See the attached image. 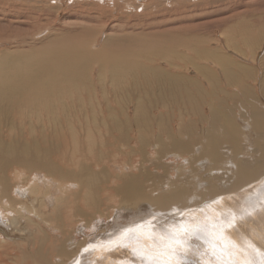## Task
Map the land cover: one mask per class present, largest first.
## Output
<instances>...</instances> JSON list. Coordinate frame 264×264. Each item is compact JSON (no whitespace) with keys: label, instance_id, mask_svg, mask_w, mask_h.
<instances>
[{"label":"rangeland","instance_id":"rangeland-1","mask_svg":"<svg viewBox=\"0 0 264 264\" xmlns=\"http://www.w3.org/2000/svg\"><path fill=\"white\" fill-rule=\"evenodd\" d=\"M131 1L133 3L123 8L117 6L118 0H0V58L3 60L15 64L51 43L62 42L83 55L94 56L93 60L76 65L68 87H63L62 93L55 95L45 109L28 108L18 117L9 102L0 100V109L6 113L0 116V187L15 182L14 187L9 186V193H13L18 182L28 188L31 182L27 183L28 174L19 179L15 177L23 171L19 168L22 165H43L44 170L53 174L74 176L81 181L92 177L93 188L97 186V189L107 186L109 179V187H117L118 199L123 200H118L119 205L116 201L117 207L111 209L113 236H120V232L130 235L135 230L139 233V229L148 230L149 234L153 231L158 234L159 245L155 242L158 252L167 254L169 252L163 250L172 248L168 243L178 239L175 236L170 243L167 234L172 232L174 236L173 233L180 230L187 233L179 231L184 239H197V244L192 241L197 246L204 237L202 242L206 245L232 240L231 244L237 243L243 252L240 264H264V218H261L264 216V187L245 186L241 190H246L243 195L238 189L228 190L243 160L258 161L264 169L260 163L264 161V145L260 144L264 139V0ZM87 36L92 37L91 41ZM86 40L90 43L82 49L89 42ZM126 52H137V55L111 63L112 55ZM219 57L223 60L219 61ZM33 63L27 66L34 70L38 63ZM255 79L260 81L262 89L255 84ZM229 126L234 127V132ZM229 134L236 139L233 141ZM74 145L85 156L76 155L74 163L65 164L58 156L70 154ZM43 173H38L39 179H43L40 187H45L41 189L57 186L54 180H45L44 177H49ZM209 188L215 189L213 196L189 202L185 207L177 205V201L166 206L157 204V198L168 197L179 190L188 193L185 197L191 200L196 193ZM20 190L16 189L17 196ZM2 195L5 196V192ZM57 195L53 196L49 209ZM24 196L20 198L22 203H16V208L21 207L24 213L17 224L22 223L18 226L21 232L12 227L10 220L0 219V225L9 227L8 238L5 239L6 234L3 239L6 244L0 241V264L10 261L38 264L41 255L29 248L35 246L34 240L40 235L34 229L41 233L45 226L58 222L53 219L55 215L51 210L41 209L35 201L26 203ZM6 197L5 205H9ZM137 200L140 202L136 203ZM28 203L34 207H29ZM32 208L41 209L45 214L51 212L46 215L51 224H43L37 217L34 218L37 221L26 223L25 214L31 215ZM38 209L36 212L40 213ZM115 209L122 210L117 212L119 218L113 215ZM13 211L9 212L12 217L16 214ZM215 214L220 216L219 220L223 217L221 222L225 228L220 226L221 233L212 219L217 218ZM228 214L239 218L241 225L226 219ZM202 225L210 226L208 229L213 232L206 230L211 236ZM80 226L84 229V224ZM183 226L188 230L183 231ZM196 226L199 233L204 230L198 238V232L197 235L191 232L197 230ZM54 227L62 231L59 226ZM215 228L218 233H214ZM252 228L256 232L253 233ZM223 230L227 233L232 230L234 237L227 238ZM60 231L55 230L53 234L62 241L61 235L56 234ZM100 232L91 238L98 235L99 238L103 234ZM189 232L195 238L188 236ZM162 237L169 241L160 242L164 241ZM222 237H226L225 241ZM22 239L26 243L21 242ZM65 240L69 241L67 237ZM15 252L25 261L13 254ZM213 257L218 258V255ZM153 260L150 257L146 264H154Z\"/></svg>","mask_w":264,"mask_h":264},{"label":"bare ground","instance_id":"bare-ground-1","mask_svg":"<svg viewBox=\"0 0 264 264\" xmlns=\"http://www.w3.org/2000/svg\"><path fill=\"white\" fill-rule=\"evenodd\" d=\"M131 3H133L131 0H118L117 6L126 8L127 5H130ZM133 6H135V4ZM132 14H131V16H132ZM134 15H136V14H133V16ZM88 38H90V41H91L92 37L90 36ZM88 41L89 40H86L85 42H88ZM90 41L87 44L83 45L82 49L87 48ZM88 53L90 55V52H88ZM135 55H137V52L116 53V54L111 56L110 60H111V63H115L117 60L125 61L127 59L134 58ZM93 57L94 56H91V55L86 56V55L81 54L79 51L75 50L74 47L67 45L65 42H62L61 44L51 43L48 46H46L45 48H43V49H41V50L31 54V55L28 54V56H26V58L29 59V63L27 62L28 59L26 60V58H25L23 61L19 60L17 63L13 64L9 60H6V59L3 60V58L1 57L0 58V100L5 99L7 102H9L10 108L13 109V112L15 114H16V112L18 113V115L16 114L18 117H20L19 115H21V113L25 114V112L28 108H30L32 110H35V109L38 110L39 108L45 109L49 106L48 104H50L52 99H54L55 95H59L62 93L63 87H66V88L68 87V84H70V81H71V78H72V75H73V72H74L76 65L79 64L80 62L85 63L87 61V59L93 60ZM31 59L34 61V63H36V64L38 63L36 65L37 67H35V65H33V68L35 67L34 70L32 68H29L30 66L29 67L27 66L30 64ZM222 60H223V58L219 57V61H222ZM33 61H32V63H33ZM32 63L30 65H32ZM28 68L30 70L32 69L31 70L33 72L32 76L30 75L31 71ZM227 68H229V65L227 66ZM28 72H30V73H28ZM230 73L232 74L233 71ZM22 74H24V75H22ZM254 82H255V84L258 83L259 88L262 89L260 81L255 79ZM4 114H6V113H4L3 110L0 109V116H5ZM217 120H218V118L216 119V121ZM229 129L232 130V132H234L233 126H229ZM227 136H229L233 141L236 139V138L232 137L230 134ZM262 141L263 142L260 144L264 145V139ZM76 155L81 156V157L85 156L84 153L77 146L74 145L73 148L71 149L70 154H61L58 156V158L60 160L64 161L65 164H72L75 162V156ZM260 163L264 167V161H260ZM95 165L96 164H93V166H95ZM42 166L41 165H39V166L34 165V166L29 167L27 165H22V167H19V168H23L22 169L23 171H21V172L17 171L18 174L16 176L15 175L14 176L19 179V178H22L23 174L24 175H25V173L28 174V176L26 175L27 176L26 178H28L27 183H29V180L31 181L29 183L28 188H24L23 186H20L21 184L19 185V182H18V185L14 188L13 193H9V190H10L9 186L14 187V185H12V184H14L15 182L13 183L12 181H10V182H12V184H10V182H9L10 185L8 186L2 180H1L2 183H4L5 185H3V187H0V219L2 221L3 220H10L9 222H11L13 224V226H12V224H11V226L14 227V229H16V231L21 232V228H19L18 226L21 225L22 223L20 222L21 224H19L18 226H17V224L19 223V220H21V218L23 217V214H24L22 211H20L21 207H20V210H18V207L16 208V203H17V201H19V203H22V201H20L22 199H20V198L23 197L24 195H25L24 197H27V199L25 200L26 203H27V200L29 201L30 204H33L34 201H35V203L37 202V204L41 207V209L47 208V211L51 210V212H53V214L55 215V218L53 217V219L58 221L57 224H53V226H51L50 225L51 222L48 219L49 216H46V215H49L51 212L49 214H45V211L41 212V209H38L40 207L37 208L40 211V213L36 212L37 209L34 210L32 208L33 210L31 209V211H30L31 215L28 213H27L28 215L25 214L24 218L26 219V223L30 222V221H33V222L37 221V220H35L36 219L35 217L42 219L40 221H43V224L44 223L48 224L50 222L48 224V225H50V227H46L44 225L45 229L43 230V232L40 229L41 233H39V230L37 231L36 229H34L35 232L36 233L38 232V235L39 234L40 235H39V237L36 238V240H34L35 246L32 245V247H29V248L33 249L32 252L41 255V256H39L40 261L38 264H146V263H148L150 257L152 259H154L153 260L154 264H200V263L201 264H240L239 263L240 261L243 262V259H244L242 257L243 252L238 249L237 243H236V245L231 244L232 240L226 241L224 244L223 243L220 244L219 241H217V242L214 241L213 237H212V240L215 243L213 242L212 244L206 245V244H203V242H202L203 239L205 238L203 236L204 238L202 237L203 239L201 240V242L199 244L200 247H199L197 245H194L197 242V239L195 240L196 242L193 239L189 240L190 238L184 239V236L182 237V234H184L185 232L183 233L179 230L180 233H182L180 235L179 231L177 230V231H175V233H173V235L176 234V235H174V237L176 236V238H178V239L175 240L176 242H174V243L172 242V244L168 243V245H172V248L169 247L170 249L163 250V251L169 252V253L165 254L166 252H158V251H160L159 248L157 249V247H159L158 246L159 245L158 244L159 239L157 236L158 234L152 233L153 231H151V233L149 234L148 230L139 231L140 230L139 229L138 230L139 233H137V230H135L130 235H127L126 232H125L126 235L124 233H123V235H121L120 234L121 232H120L119 233L120 236L114 235L115 236L114 237L113 232L111 233L112 227L110 228V226H112L111 225L112 220L110 217L111 212H112L111 209L117 205L116 201L118 202V200L120 201L121 199H118L119 195L117 193V187H112V186L109 187V185H110L109 179L107 181L108 182L107 186H105V187L100 186L97 189V186L93 188V186H94L93 180L94 179H92V177H86L85 179H83L81 181V180H78L77 178H75L74 176L73 177H63L60 175L53 174L50 171L44 170V166L43 167ZM120 167H122V166H120ZM39 172L40 173L45 172V173H43V175L48 176L49 178L44 177V179L47 181H51V182L55 181V183L57 182L56 183L57 186L51 187V185L48 184L50 182H48L47 184L51 188L41 189V188H45V187H40L43 184H39V183H43V182H41V180H43V179H41V178L39 179V176H38ZM32 174H33V176H32ZM94 175L95 174H93V176ZM23 178H25V177H23ZM262 178H264V169H262V167L258 161L254 162V163H249L248 160L247 161L243 160L242 162L239 163L236 175L234 176V181L229 184L228 190L233 191V190L238 189V190H240L239 192L241 195L246 194V192H244L246 190L241 191L245 186L254 185V186H252V188L253 187L256 188V186L259 185V186L264 187V179H262ZM9 180H12V179H9ZM95 181H96V179H95ZM20 182H22V181H20ZM37 183L39 184V186H37L38 185ZM261 183H263V184H261ZM30 184H32V185H30ZM117 184H118V182H116V186H117ZM123 184H124V181H123ZM126 185H127V183H125V186ZM31 186H32V188H31ZM17 188L22 189V190H20V193H19L20 196L16 195V189ZM247 189H248V187H247ZM249 189H251V188L249 187ZM7 190H8V193H7ZM259 190H261V189H259ZM4 192H5V196L2 195ZM55 193H57L58 195L53 200L55 202L54 205L52 204L53 205V206H51L52 208L49 209L50 208L49 203L52 202L51 200H52V198H54L53 196L55 195ZM7 194L9 195L8 197H6ZM214 194H215V189L209 188V189H207V191L205 190L203 193H199V194L196 193V195H197L196 197H194L191 200H188L189 198L187 199L185 197L188 195V193H186L184 190H179V191H176V192L170 194L168 197H166V196L162 197L161 196V197L157 198V204L160 206H166L170 202L177 201L178 202V203H176L177 205H179L180 207H185L188 205L189 202H197L199 200L208 199L210 196H213ZM194 195H195V193H194ZM263 195H264V193H263ZM5 197L8 198L7 200H9V202H10V203L8 202L9 205H5L6 204L4 201ZM96 197H98L97 200H96ZM188 197H191V196H188ZM25 201L23 200V202H25ZM121 201H123V200H121ZM137 202H140V201L137 200L136 203ZM29 203H28V206L32 207L33 205H29ZM123 203H125V202H123ZM119 204L120 203L118 202V205ZM171 204H175V202L171 203ZM263 204H264V202H263ZM256 206L258 208V205H256ZM146 207H145V209H146ZM262 207H263V205H262ZM16 209H17V211H16ZM263 209H264V207H263ZM12 210H14L15 212L14 211L13 212L16 213L13 215V217L10 216V214H9V212H12ZM212 210H214L216 213L217 212L221 213V210H217L214 208ZM261 210H262V208H261ZM26 211H27V208H26ZM84 211L86 212V214H84ZM120 211H122V210H120ZM120 211H116V209H115V211L113 213L114 217L119 215L118 213H120ZM214 211H212V212H214ZM27 212H29V210ZM193 212L197 213V211L195 209L193 210ZM207 212H208V210H207ZM209 212H210V209H209ZM125 213H127V212H125ZM224 213H228V211L227 212L224 211ZM258 213H259V211H258ZM263 214H264V211H263ZM113 215H112V217H113ZM121 215L124 216L123 212ZM127 215H128V213H127ZM127 215H126V217H128ZM229 215L230 214H228L226 219L234 220L235 224L238 226L240 224V223H238V222H240L239 218H235L234 215L233 216H229ZM97 216H99V217H97ZM210 216L212 217V213L210 214ZM254 216H256V215H254ZM8 217H9V219H8ZM79 217H80V219H78ZM117 217L119 218V216H117ZM211 217H208V218L210 219ZM219 217L220 216H217V218L213 217L212 218V219H214L213 222L215 223L216 226L218 225L219 227L221 226L223 228L224 226H222V225L224 224V222L223 223L221 222V220H223L222 219L223 217H221V220H219ZM51 218H52V216H51ZM61 218L64 220L61 221ZM261 218H264V216H262ZM113 219H117V218H113ZM190 219H192V218L190 217ZM255 219H257V218L255 217ZM40 221H38V223ZM203 221H204V219H203ZM219 221L221 222V224L219 223ZM188 222H187V224H188ZM190 222L193 223L192 221H190ZM213 222H212V224H213ZM81 223L84 224V229L82 226H80ZM227 223H225V224L227 225ZM261 223H259V224H261ZM187 224H185V227ZM195 224H197V223H195ZM202 224L204 225L205 222H202ZM229 224L230 223H228V225ZM8 225H9V223H8ZM246 225H247V223H246ZM54 226H59L62 229V231H60L58 228H56ZM133 226H134V224H133ZM137 226H138V224H137ZM191 226L193 228V225H191ZM205 226H208V225L206 224ZM205 226H203V227H205ZM248 226H250V225H248ZM248 226L246 227L247 229L249 228ZM258 226H260V225H258ZM65 227H66V229H65ZM200 227H201V225H200ZM8 228L9 227H5L4 224L0 225V241H2L5 238L4 236H6V234H7V237L5 239L8 238ZM183 228H184V226H183ZM186 228H184L183 231H187L188 229L186 230ZM192 228H190V229H192ZM197 228L198 227L196 226V229ZM208 228L205 227L202 229L206 230ZM222 228L219 229V231L222 230ZM69 229H71V232H69ZM34 230H32V231H34ZM55 230L60 231L56 234L61 235L62 241L60 240L59 237L54 236L53 233ZM113 230H115V228ZM192 230H191V232H192ZM208 230H210V229H208ZM208 230H206V231H208ZM217 230H218V228H217ZM217 230L215 228L214 233ZM22 231H24V230H22ZM97 231L98 232L101 231V232H103V234L99 238H98L99 235L98 236L96 235L97 238L92 239L91 237H93L94 234L97 233ZM144 231H147V232L142 235V232H144ZM203 231L201 233L198 232L197 234H199V235L196 234L197 235L196 237L197 238H198V236L201 237ZM219 231H217L216 233H218ZM234 231H236V230L234 229ZM250 231H251V229H250ZM252 231H253V228H252ZM20 232H19V234L21 235ZM66 232L69 233V234H67L69 236H67L65 234ZM118 232L115 234L117 235ZM128 232L129 231H127V233ZM212 232H213V230H212ZM221 232L222 231H220V233ZM224 232L226 234L225 233L224 234L222 233V234L224 236L227 235V238L234 237L232 235H235V233L232 230L229 231V233H227L226 231H224ZM239 232H241V231H239ZM243 232L244 231L242 230V233ZM254 232H256V231H253V233ZM12 233H13V230H12ZM208 233H209V231H208ZM15 234H16V232H15ZM27 234L29 236V233H27ZM97 234H99V233H97ZM185 234L187 235V233H185ZM192 234H193V232H192ZM249 234H250V232H249ZM189 235H191L190 232H189L188 236ZM203 235H205V234H203ZM11 236L13 237L12 234H11ZM62 236H64L65 238ZM178 236H180L182 238H180ZM210 236H211V234H210ZM213 236H215V235H213ZM17 237H19V236H17ZM33 237H35V236H33ZM66 237H67V239H69L70 242L68 240H65ZM156 237H157V239H156ZM193 237L194 236H192L191 238H193ZM246 237H247V235H246ZM260 237H262V236H260ZM22 238H26V237H22ZM206 238H208V236ZM235 238H233L234 242H236ZM162 239H163V237H162ZM223 239L225 241L226 237H224ZM30 240H32V237ZM163 240L164 241L161 240L160 242L169 241L168 239H167V241H165V239H163ZM236 240H237V238H236ZM4 241L5 240H3V243H4ZM24 241L25 240H23L21 242H24ZM171 241H174V239L170 240V243H171ZM192 241L195 243H192ZM251 241L252 240H250V242ZM253 241L255 242V240H253ZM6 242L7 241H5V244H6ZM11 242L12 241H10V243L9 242L8 243L11 244ZM16 242H18V240ZM25 243H26V241H25ZM251 243H253V242H251ZM0 244H2V243H0ZM16 244H19V243H15V245ZM162 244H164V243H161V245ZM28 245H29V243H28ZM165 245H166V243H165ZM168 245H166V246H168ZM18 247H19V245H18ZM221 247H224V249H220ZM242 247H245V246H242ZM260 247H261V245H260ZM13 248H11V249H13ZM66 248H68V250H66ZM225 248H227V249H225ZM11 249H9V250H11ZM166 249H167V247H166ZM233 249H234V251H233ZM19 250H22V249L19 248ZM172 250H174V251H172ZM23 251H24V249H23ZM9 252L10 251H8L7 254H9ZM29 252H30V250H29ZM251 252H252V250H251ZM16 253L17 252H15L13 254L19 256L20 253L19 252H18L19 254H16ZM240 253H241V255H240ZM247 253H246V255H247ZM258 254L256 256H258ZM216 255H218V258L213 257ZM9 256H11V255H9ZM24 256H25V254H24ZM28 256L29 257L31 256L30 253ZM243 256H244V254H243ZM19 257H21V256H19ZM145 257H146V259H143ZM197 257H198V259L196 262ZM248 257H251V256H248ZM248 257H246V258H248ZM14 258H16V257H14ZM21 258H20V260L25 261L24 258H22V259ZM33 258H35V257H33ZM260 258L263 259L262 257H260ZM9 259H11V258H9ZM199 259H200V262L198 261ZM29 260H31V259L29 258ZM16 262H18V261L16 260ZM29 262L30 261H27V263H29ZM257 262H259V261L257 260ZM261 262H262V260H261ZM27 263L25 261V264H27ZM254 263H255V261H254ZM7 264H12V263L10 261ZM16 264H18V263H16ZM29 264H32V262ZM33 264H37L36 261ZM244 264H247V263H244Z\"/></svg>","mask_w":264,"mask_h":264},{"label":"snow or ice","instance_id":"snow-or-ice-1","mask_svg":"<svg viewBox=\"0 0 264 264\" xmlns=\"http://www.w3.org/2000/svg\"><path fill=\"white\" fill-rule=\"evenodd\" d=\"M199 230L197 229V230H192V232H193V235H195L197 232H198ZM168 235V239L169 240H171V239H175V237L174 236H172V234L171 233H168L167 234ZM172 251H174V250H172ZM178 254V253H177ZM143 259H146V257L145 258H143Z\"/></svg>","mask_w":264,"mask_h":264}]
</instances>
